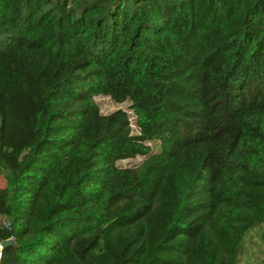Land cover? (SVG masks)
Returning a JSON list of instances; mask_svg holds the SVG:
<instances>
[{
	"label": "trees",
	"instance_id": "obj_1",
	"mask_svg": "<svg viewBox=\"0 0 264 264\" xmlns=\"http://www.w3.org/2000/svg\"><path fill=\"white\" fill-rule=\"evenodd\" d=\"M0 122V264H239L264 224V0H0Z\"/></svg>",
	"mask_w": 264,
	"mask_h": 264
},
{
	"label": "rangeland",
	"instance_id": "obj_2",
	"mask_svg": "<svg viewBox=\"0 0 264 264\" xmlns=\"http://www.w3.org/2000/svg\"><path fill=\"white\" fill-rule=\"evenodd\" d=\"M96 102L101 108V112L103 114H109L114 112L119 108H123L129 110L130 121L133 132L136 133L139 129L136 125L135 116L132 114L130 110V101H126L123 103H118L114 101L112 98L104 95H98L95 97ZM1 125V122H0ZM153 149L155 152H158L162 145L160 142L153 143ZM145 159V156H138L133 159H126L120 161L118 164L122 167L127 166H136L140 164ZM6 185V179L0 176V186L4 187ZM8 222V218L3 214V207L0 206V224ZM264 259V224L256 227L251 230L244 238L243 247L240 253V263L239 264H261Z\"/></svg>",
	"mask_w": 264,
	"mask_h": 264
},
{
	"label": "water",
	"instance_id": "obj_3",
	"mask_svg": "<svg viewBox=\"0 0 264 264\" xmlns=\"http://www.w3.org/2000/svg\"><path fill=\"white\" fill-rule=\"evenodd\" d=\"M12 244H14V240L12 238L0 241V259L2 257L3 249Z\"/></svg>",
	"mask_w": 264,
	"mask_h": 264
}]
</instances>
